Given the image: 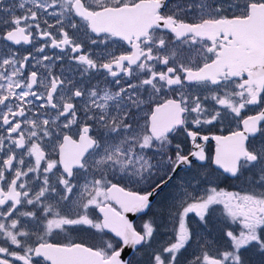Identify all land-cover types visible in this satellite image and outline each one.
<instances>
[{
  "label": "snow or ice",
  "instance_id": "obj_1",
  "mask_svg": "<svg viewBox=\"0 0 264 264\" xmlns=\"http://www.w3.org/2000/svg\"><path fill=\"white\" fill-rule=\"evenodd\" d=\"M0 264H264V0H0Z\"/></svg>",
  "mask_w": 264,
  "mask_h": 264
},
{
  "label": "flooded vegetation",
  "instance_id": "obj_2",
  "mask_svg": "<svg viewBox=\"0 0 264 264\" xmlns=\"http://www.w3.org/2000/svg\"><path fill=\"white\" fill-rule=\"evenodd\" d=\"M137 223H139L140 221L137 219V221H136Z\"/></svg>",
  "mask_w": 264,
  "mask_h": 264
}]
</instances>
